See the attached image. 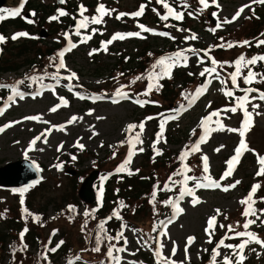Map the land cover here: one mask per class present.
Returning a JSON list of instances; mask_svg holds the SVG:
<instances>
[{
    "label": "rangeland",
    "instance_id": "obj_1",
    "mask_svg": "<svg viewBox=\"0 0 264 264\" xmlns=\"http://www.w3.org/2000/svg\"><path fill=\"white\" fill-rule=\"evenodd\" d=\"M10 1L11 0H7L6 3H9ZM55 1L57 0H35V3L40 2L42 4H50L53 6ZM84 1L85 0H80L79 2L87 8L84 15L89 18L97 15L96 9L100 3L105 4L108 9H115V11L112 12L110 16L104 17V23L100 25L88 24L86 28L80 29L81 34L89 32L94 38L93 42L99 43L98 47H96V49L99 50L98 52L90 56L89 53L95 48V46H91L87 43L80 44L78 42L76 48L65 52L67 69L75 72L78 76V79H73L71 81V84L76 85V87L69 92L68 88L65 86L69 84L68 80L60 79L59 83L55 80L51 84L43 86L45 90L42 97L28 95L22 100L19 99V97H16L15 103L12 104L9 102L12 105L11 108H8L7 106L3 107L6 108V111L4 112V115L0 116L1 124L6 121L14 122L12 127L5 129V131L0 134V166L11 161L28 159V161L35 162L41 167V173L43 175L42 186L39 187L40 184H38L27 192L19 193V191L15 189L0 187V221H8V217L11 215L8 213V210L11 209L12 213H15V224L12 225L13 229L15 230V228H17L20 232L25 228L28 229L25 233V242L23 241V243L27 244V249L33 253L39 251L44 252L42 245L46 239L48 243H58L63 241L62 249L67 247L65 253H63L62 249H59L57 252L49 251L47 254L50 257L58 259L60 262H64L63 264H90L92 261V255H90L91 249L88 251L86 249L87 245L93 247L95 244V236L97 233L91 235L93 227L92 223H87V226L83 227L82 230V228L80 229L77 225L80 221L74 223L70 220V216L67 217V214L73 215L77 210L82 213L88 211L85 203L82 202L79 196V189L81 188L80 186L83 180L92 172L100 171L95 176L94 183L98 174H102L110 168L112 169L115 167L116 163L124 154L127 147L126 142L129 140V137L135 136V133L139 131L137 128L131 133L126 132L125 129L127 126L129 124L139 125L141 122H146L145 131L142 134L144 142L142 145H137V149L143 147L144 151L137 152L131 159V165L128 166L130 172L135 171V169L137 170V165L141 156L148 150L153 149V141H155L156 135L160 131L159 117H162L160 114L167 113L171 108V104L168 105V102L166 103L167 105L161 103L162 109L159 115L155 113L154 115L151 114L146 116L143 114V108L134 102L140 97L153 99V103H156V100L159 101L158 97L161 96L167 88L165 90L162 87V78H154L152 81L156 80L157 85H153L152 93L149 96L141 95L147 88L149 83L147 77L153 69L149 63L151 60L150 58L142 61L141 65L136 67V70L138 67L144 68L143 72L126 69L127 66H130L134 62V60L132 61L133 55H136L138 51L144 50V48L150 46V51L147 52V55L151 53L149 57L152 58L155 54L164 50L168 45L165 44L164 39H169L171 40L170 42H172V36H174L175 39H178V48L184 50H197L199 45L211 46L214 42V39L211 36V34L214 33L209 31L213 26L205 24L196 23L195 25H204L206 33L202 29L197 30L198 32L194 29L191 31L190 27L184 26L181 22L178 24L165 23L163 21L151 23L150 19L147 17L148 20L145 23L147 25L146 27H150V29L154 30L149 33L141 31L138 27V21L132 23L131 21L134 19L131 18L134 17L131 15H126L119 20L116 19V16L119 15V13L131 14L138 11L141 5H145L142 0H94L92 9L87 6L89 4L87 3L88 0ZM169 1L176 2L179 8H181V0ZM186 2L190 6L186 10H195L198 13L199 9L203 7L199 3V0H186ZM191 2H195L196 6H192ZM209 3H212V0H209ZM217 3L220 5L219 8L214 4L215 8L208 7L204 9L209 10L210 15L216 19H211L213 23H221L224 18L231 20L236 11L242 6L251 5L250 8H245L244 12L234 22L222 24V27L217 29V31L222 32L225 37L230 34V30L238 37V30L243 25V20L250 16H257L253 10L256 7L258 11L263 5L259 3L254 4L252 3V0H217ZM146 4L148 5V12H153L156 17V12L152 10L153 8L156 9V4L153 0H146ZM81 5H78L74 14L68 13L65 17H69L76 22L81 20ZM181 9L185 10V8ZM212 13H217V16H213ZM199 15H201V13H199L198 16ZM61 22L67 24L62 17H59L56 20V25H60ZM166 24L174 26L165 27ZM154 25H162L161 27L163 29L151 27ZM215 25L216 24H214V27ZM238 25L240 26L238 27ZM72 28L73 27L69 30H72ZM92 28H97L98 31L93 33ZM178 28L189 31H177ZM138 31H140L141 36L145 38L126 37L123 40L113 41L108 45L107 51L103 50L104 42L111 39L112 35L116 33L126 34ZM160 31H167L170 33L171 37L154 36L157 35L154 33ZM75 32L76 28L72 32L76 37L77 35H75ZM192 33H195L198 36V39L186 41L184 37L190 36ZM262 33L264 34V31ZM237 37L234 36L228 39H223L219 43L227 45L228 42H231L229 40H239ZM262 37L264 38V35ZM45 38L48 39L47 42H51L54 45H58L61 42L60 34L57 32H54L53 34L48 32ZM147 43L150 44L146 45ZM10 47L8 48V53L14 52L15 56L12 58L9 57L8 54L6 58H9L13 64H22L27 59L34 57L32 54L33 49L22 48V50L17 53L16 51H18V48L13 50L10 49ZM50 47H52V44H49V48ZM248 49L249 46L246 47V51ZM228 51H226V54L219 55L216 60L218 61V65L224 64L223 68L218 65L216 66L217 72L220 74V79H216L214 75L208 76L206 74L205 77L209 78L208 80H211V83L206 87L204 98L194 104V109L190 111L185 109L184 113H188L183 116L184 120L174 124L176 125V128L173 127V129H176V131H173V133L177 134V137H183L181 141L177 144L168 145L164 142L166 141V131H164V139L156 145V148L162 153L161 156L156 157L159 159L158 163L160 165L166 166L175 162V157L180 165L181 162L179 163V157L189 146L196 132L198 133L200 128L204 125L202 123L203 118L206 115H210L213 111H218L219 116H214L212 121L208 123L207 127L216 128L217 124L215 122L219 120L225 126V130L211 132L205 137L206 142L200 145L201 154L202 156L206 155L208 157L209 165V173L200 174V176L211 175L214 181L220 182L221 188H199L196 190L195 196L199 198L200 203L193 205V197L184 196L182 199L183 201L179 200L178 204L179 208L183 210L182 212H176L173 206L171 212H169L164 206L157 219L154 218V212L151 211L149 203L146 201V198L151 195L152 191H149L138 202H131L128 200L125 204L126 207L123 210V214L130 224L128 227L124 228V236L129 243L127 245L128 251L125 253H119V255L123 257L121 264H126L128 260H135L139 262V264H157V257L155 256L157 240L164 245L162 249V254L164 256H171V249L174 246L172 242L175 241L177 252L175 256L171 257L173 260L177 262L184 261V264H188V261H191L193 264H200L207 258L211 260L212 244L214 242L213 238H225L226 233L228 236L234 237V233L228 232L229 225H232L236 231H243L244 229L242 225L245 220L248 218L255 219V217H244L242 213L247 206L239 203L241 199L248 195L252 186L256 183H260L262 178H264V176L256 175L260 168L257 157L258 155L264 156V101L258 99L252 100V96H257L254 93L249 96L251 103L247 104L246 107L248 111H252L251 104L258 103L261 107L257 109V111L262 114L256 116L255 113H253V123L245 129L244 139L250 150L245 151L243 162L238 169L234 168L231 176L224 180L220 179L223 173L227 170L226 161L235 155V149L238 147L241 140L239 131L229 132L227 131V128L241 129L244 119L242 109L238 108L236 113L224 111L226 108L236 106L237 101L235 97L243 96L234 91L236 88L231 84L229 75L235 71L234 62L239 58V54L228 53ZM242 52H244V50L239 49V53ZM190 54H193V52H184V55L188 57ZM136 58L135 63L138 62L137 55ZM36 59L37 63L40 58L38 57ZM49 61L46 63H39L38 65L47 69ZM189 62L190 66L187 70L189 73L191 72L194 74V83H190L186 89L192 87L193 84L198 86L205 78L201 77L199 73L204 67H211L205 64V62L199 64L197 55H193L191 59H188L187 63ZM182 63V61L178 63L176 68L181 67ZM28 67L29 65L27 64L18 71L2 73L1 79L4 81L5 79L13 78L15 76L25 77L29 71ZM110 70H112V72H110ZM100 71H104V74L101 76L94 75ZM247 71L248 69H243L242 76L246 75ZM63 72L69 75L68 71L65 69H63ZM121 73H123V75H120ZM137 76H142V79L135 84H132L131 81ZM242 76L238 78V81ZM221 80H224L225 83H221ZM152 83L154 84V82ZM180 84L181 83H178V85ZM27 85H29V83H27ZM127 85L131 88L134 97L136 96L137 98L134 99L131 97L132 94L130 95L129 93L131 91H129L127 87H123L125 89L119 87ZM117 87H119V91L126 92L128 98L120 97L112 99L109 96H99L96 101H93L87 98L80 99L76 95L78 92H84V94L88 95L96 92L110 94L109 92L115 90ZM26 88L28 87L25 86L22 90ZM221 89H223V91H221ZM226 89H230L234 92L233 98L235 99V103L233 101V105H227L229 104V101L224 94L228 91ZM163 94L168 95V92H164ZM176 94L177 90H175V94L173 95ZM60 97H63L68 101V106H61L57 112H51L50 109L52 107L61 103L59 99ZM183 98L184 95L181 94L178 96L177 100H184ZM113 100H118V102L114 103ZM180 112L181 111L176 108L170 110L167 114L176 117L182 115ZM73 115L83 117V119L68 124L67 121ZM31 116H38L39 119H25V117ZM148 117H153V119L147 120ZM164 117H166V114ZM17 121H19V123H15ZM54 125L57 127H53ZM61 125H64L63 130H59L58 126ZM198 127L200 128L198 129ZM42 133H44V136H41ZM203 134L204 131L202 135ZM202 135L198 136L199 138L196 137V139H200ZM37 136H41V139L38 140L35 145H32L31 141ZM45 137L47 139L46 143L44 142ZM78 141L85 146L83 150L75 146ZM60 145H63V147L60 151H57V148ZM221 145L224 147L221 148L219 152H216L215 149ZM26 147L27 158L23 155ZM114 153L115 155H113ZM73 156H75L76 159H73ZM55 165H60V167H55ZM150 168L151 165H149L146 171H150ZM195 173L199 174L197 171H195ZM173 174L169 177L173 178L176 176ZM13 175H15L14 172ZM236 180L240 181V184L237 185L236 188L230 189L229 191L222 190L223 187L234 183ZM160 182L162 181L159 180V183L156 184L157 192L160 191V193L162 192L163 194H166L167 191L161 190L163 189V183L160 184ZM34 189L36 190L33 192ZM178 197L175 200H177ZM260 197H264V191L262 188H260L254 196V199L257 200V203L254 205L256 209L262 207L263 202H259ZM21 198H23V204H21ZM65 206L66 210H68L67 213H63ZM70 206L74 207V212L69 211ZM138 207L143 208L138 209L137 213H133ZM24 208H27L33 216H29L25 219V213L23 212ZM94 208L96 209V207ZM216 209H220L222 214L217 215ZM59 212L62 213L63 218L57 217ZM174 213L177 214V220L172 221L171 215ZM54 215H56V217L52 219ZM214 215L217 216L215 233L211 237L212 243H208L209 235L206 233L205 229L208 226V219ZM34 216H42V218L46 220V222L37 226L36 232L39 234V237L33 230L34 223L36 222L33 218ZM225 217H227V219H225ZM161 221H164L167 224V227L165 228L161 225V230L157 232ZM237 222H239V224H237ZM0 224L2 223L0 222ZM221 224L225 227L220 228L219 225ZM154 228L156 231H153ZM249 230L256 232L258 236L264 240V226H260L259 222H257L256 225L251 226ZM51 231H56L53 235V239H49ZM165 231L168 234L167 236L160 235V233ZM61 232L65 236L64 238L61 236ZM73 232H75V234ZM73 234L75 240L72 239ZM190 236L195 237V241L188 246L187 255L189 259L186 260L184 249L187 245V238ZM15 237L14 231L11 229L9 236L10 241L14 240ZM141 237H143V239H141ZM242 239H246V237L225 239V243L239 244ZM145 241H147V244H145ZM72 247H75V254L82 256V258L77 256L76 258L69 260L68 254H71ZM252 248H255L256 252L250 251ZM138 249L139 251H137ZM205 249L207 251H205ZM219 251L221 252V256L217 257L218 264L222 261L224 254H231L230 249L223 247H221ZM131 252H135L136 255H130L129 253ZM245 255L247 256V259L244 261V264H264V248L258 244H250L248 248H246ZM78 257L79 259H77ZM2 259L4 262H8L9 253L6 252L1 255V260Z\"/></svg>",
    "mask_w": 264,
    "mask_h": 264
},
{
    "label": "snow or ice",
    "instance_id": "obj_2",
    "mask_svg": "<svg viewBox=\"0 0 264 264\" xmlns=\"http://www.w3.org/2000/svg\"><path fill=\"white\" fill-rule=\"evenodd\" d=\"M156 2L158 4H162L163 8L166 9V14L160 15L159 12H157V10L155 8H153L152 10L154 12H157V15L159 16L160 20L162 21H168L169 18H173L176 21H182L184 19V12L183 11H177L176 8H174L169 2L168 0H156ZM61 4L66 3V0H60ZM199 3L203 6L202 8L199 9L200 12H203L204 9L209 7V0H199ZM212 3L216 5L217 8L220 7V5L217 3V0H212ZM252 3H259V4H264V0H252ZM24 6V0H21V4L19 7L16 8H12V9H8V8H2L0 7V21L8 18V17H12L15 18L19 15H21L22 9ZM181 6L185 9H187L188 7H190L186 0H181ZM145 5H141L139 10L128 14V13H119V15L116 16V19H121L122 17L126 16V15H131L132 17H140L143 15L144 11H145ZM251 5H244L242 6L236 13L235 15L232 17L231 20L224 18V20L221 23H216L214 28L209 29V31L215 33V31L219 28L222 27V24H228V23H232L234 22L236 19H238L240 17V15L244 12L245 8H250ZM87 11V9L81 5L80 6V16L82 17L81 20H79L76 24V32L75 35L80 36V29L82 28H86L88 26V24H94V25H100L102 23H104V17L105 16H110L112 14V12L115 11V9H108L106 8L105 4L100 3L97 6L96 9V13L97 15L92 16L91 18H89L88 16H85L84 13ZM189 16H194V13L189 11L187 13ZM32 15H35V13H32ZM68 15V13L64 10H59V16H52L50 19L51 20H57L59 17H63ZM213 16H217V13H212ZM28 23H33L32 20L27 19ZM174 25H165V27H173ZM138 27L141 29L142 32H153V29H150L148 27H146L143 24H139ZM98 29L97 28H92V32L95 33L97 32ZM177 31H189V30H185V29H177ZM154 34H158L160 36H164V37H169L170 33L168 32H158V33H154ZM264 35V34H262ZM29 34L27 32H20V33H16L13 34L11 39L12 40H16L19 37H28ZM65 37L67 39H69V44L68 47L64 50L61 51L59 53V60L58 63L53 61V66L56 68V72L53 74H50L51 77L55 80H57V82L59 83L60 80V70L61 69H65L66 71H68L69 75L65 76L64 79L69 81V84L65 85L69 92H71L73 90L74 87H76V85L71 84V81L73 79H78V76L75 72L71 71L70 69H67L65 60H64V56H65V52L67 51H71V49L76 48L78 45L76 43L71 42L70 37L68 36L67 33H65ZM126 37H138V38H145L141 36V32H129L126 34L123 33H116L114 35H112L111 39H109L108 41L104 42V46H103V50L107 51L108 45L111 44L113 41L116 40H123ZM92 37L91 35L83 37L81 39V43H86L87 40H90ZM173 40H175V37H171ZM184 39L187 40H197L198 36L195 33H192L190 36H185ZM7 40L6 37H4L2 34H0V44L5 43ZM221 40H223V38L221 37ZM250 41H243L242 44H234L229 42L227 44L228 48H232L234 46H251ZM261 45H264V39H260L256 42V46L259 47ZM215 47H224V44H220V45H216ZM211 47L207 50H200L204 52L205 56H208V53L211 51ZM98 49H93L89 55H93L96 52H98ZM185 51H192L194 55L198 56L197 50L195 49H185V50H181V51H177L176 53L170 55V56H161L160 58L157 59V61L152 65V69L153 71L151 73H149L147 79L149 80V83L147 85V88L145 90V92H143L141 95L143 96H149L152 91H153V83L152 80L155 79H160L163 78L164 76L168 75L171 71V69L173 67H175L178 63H180L181 61L182 66H187V61L189 59L188 56L184 55ZM149 55H151V53H149ZM212 67H204L203 70L199 73V75L201 77H205L206 74L208 76H215L216 79H220V74L217 72V65L218 62L214 59L209 57ZM205 61L203 58L198 56V63L199 64H203ZM258 62H264V55H257V56H253L251 58H246L244 55H241L238 59L235 60L234 64H235V71L233 73H230V80H231V84L240 91H243L245 93V95L243 96H239V97H235L237 103L236 106L231 107V108H226L224 109L225 112H231V113H236L238 108L243 110V116H244V120L242 122V128L241 129H234V128H227V131L229 132H237L239 131V134L241 136V140L240 143L238 145V147L235 149V155H233L228 161H226L228 168L227 170L223 173V175L221 176V180L226 179L227 177L231 176L234 168L233 165L235 163H237L240 159V157L242 156L244 151H248L250 149H248V146L245 142L244 136H245V129L247 127H249L252 123H253V113H255L256 116L261 115L262 113L257 111V109H259L261 107L260 104L258 103H252L251 104V108L252 111H248L246 105L251 103V100L249 99V95L252 93H258L257 96H252L251 99L252 100H260V101H264V91H260L259 89L255 88V87H247V88H243L240 89L239 84H238V78H240L242 76V70L243 69H248L247 74L242 76L243 79V83L247 84V85H251L253 83H264V73H260V72H256L252 70V67L250 66H255L257 65ZM227 63V62H224ZM221 68L224 67V64H220L219 65ZM159 68L160 71L157 73L155 70ZM46 75H49L46 73ZM120 75H123V73H121ZM189 75H194L193 73H189ZM44 77H31L30 79L33 82H36L37 80H42ZM142 76H137L133 81H131L132 84H135L137 81L141 80ZM19 84H23L24 81H19ZM208 84L211 83V80H208L207 82ZM221 83H225L224 80H221ZM207 85H205L206 87ZM123 87H127V86H121ZM0 88H11L13 95L9 96V101L11 103H15V99L16 97H19V99H24L25 97V93L23 92H19L16 91L15 86H9V85H0ZM202 89L198 90L201 91ZM221 91H223V89H221ZM40 91L37 90V92L34 95H40ZM198 94V93H197ZM226 96L228 97H233L234 96V92L232 90H228L224 93ZM76 95L80 98V99H85V97L83 95H81L80 93H76ZM117 95L123 97V98H128V94L121 92L118 90ZM183 95V94H182ZM61 103L52 107L50 109L51 112L55 113L58 111V109L61 106L67 107L68 106V101L66 99H64L63 97L59 98ZM187 99V97H186ZM114 103L118 102V100H113ZM135 103L139 104L141 107H143L145 104L149 103L148 100H140L137 99L134 101ZM10 106V105H9ZM183 107V106H182ZM6 111V108H0V116L4 115V112ZM91 114V113H89ZM162 117H164V114L161 113L160 114ZM214 116H219V112L218 111H213L209 116L205 117L204 120L202 121V123L205 125L204 127V134L200 137V139L188 150L183 151L180 155V160L183 161L190 152H198L200 151V145L202 143H205V137L208 136L211 132L213 131H223L225 130V126L221 123V121L217 120L215 123L217 124L216 128H209L207 127L208 123L212 121V118ZM175 117L173 116H167L164 117L161 120V123L159 125L160 131L157 133L156 135V139L155 141H153V150L155 152L156 155H161V151L156 148V145L159 144L163 139V133H164V129H165V124L168 122V120L174 119ZM25 119L28 120H38L39 117L38 116H31V117H25ZM83 117H77L75 115H73L68 121V124H72L75 123L77 120H82ZM99 119V117H98ZM153 117H148L147 120H152ZM15 123H19V121L15 122ZM145 123L146 122H141L139 125L136 124H129L127 126V128L125 129L126 132L131 133L133 130L135 129H139V131H137L135 133V136H130L128 143L130 145L129 148V153H128V157L126 158V160L124 161V163L119 166L116 171L117 172H121L125 169V167L131 163V159L132 157L137 153V152H143L144 148L143 147H139L137 149V145H142L143 144V139H142V134L145 131ZM12 123H9L7 125H4L2 127H0V133H3L5 131L6 128L11 127ZM53 127H57V126H53ZM59 130H63L64 129V125L58 126ZM50 131V130H49ZM41 136H44V133L41 134ZM41 136H37L35 137L32 141L31 144L35 145L36 142L38 140L41 139ZM44 142H47V139L45 137ZM166 142V141H164ZM77 147H79L81 150L84 149V145L82 143H79V141L77 142V144L75 145ZM63 147V145H60L57 148V151H60V149ZM224 146L221 145L220 147H218L217 149H215L216 152H219L221 150V148H223ZM42 150V149H41ZM115 155V153L113 154ZM26 158H27V154H26ZM73 159H76L75 156L72 157ZM258 159V164L260 165L259 170L257 171L256 175L257 176H264V156H259L257 157ZM202 161H203V172L204 173H209V165H208V157L205 155L202 157ZM55 167H60V165H55ZM137 172L139 171L138 169L136 170ZM188 171H191L190 168H188L186 165L184 166V168L179 172V173H174L173 175L176 174H184ZM131 174V173H130ZM169 181H171L172 183H176V181L172 180V177H169ZM188 181H193L194 182V186L189 188L187 187V182ZM179 183L183 184L184 187H182L180 189V196L178 197L177 200H167L164 201V203L166 205L171 204L174 208L176 212H182L183 210L181 208H179L178 204H179V200H182L184 196H191L193 197L192 199V204L196 205L198 203H200L199 198L195 196V192L197 189L199 188H203V187H216V188H221V184L219 181H214L211 177V175H202L200 177L197 176H186L184 177V180L180 181ZM240 184L239 180H236L234 183L223 187V191H229L230 189H234L236 188L237 185ZM261 188L260 183H256L252 186L251 190L249 191L248 195L241 199L239 201L240 204L242 205H246L247 207H245L244 212L242 213V215L244 217H255V219H251L248 218L245 220V222L243 223L242 227H243V231H236V229L232 226L229 225L228 226V232H232L234 233V237L233 236H228L227 233L225 235V238H222L217 246L215 248L212 249L211 252V260H212V264H218L217 262V257L221 256V252L219 251V249L221 247L226 248V249H230L231 250V254H224L223 255V259L222 261L219 262V264H244V261L247 259V256L245 255V249L248 248V246L250 244H258L260 245L262 248H264V240H262L258 234L254 231H250V227L253 225H256L257 222H259L260 226H264V209H256L254 207V205L257 203V200L254 199L255 194L257 193V191ZM26 188H22V189H18L17 191L23 193L24 191H26ZM161 190H167V191H171V188L169 186L168 183H165V185L163 186V189ZM152 197L153 199H155L157 192L153 191L152 192ZM259 202H264V197H260L259 198ZM21 204H23V198H21ZM120 207H126V205L124 204L123 201H120ZM69 211H75L74 207L70 206ZM23 212L25 213V219H27V217L29 216H33V214L27 209L24 208ZM216 213L217 215H221V210L220 209H216ZM85 217H89L91 216V218L95 219V210H93L92 212L89 211H85L84 213ZM175 215V213H174ZM115 217L116 219H122L120 212L114 210L112 216L108 217L107 219H112V217ZM35 220L39 221L40 217L39 216H34L33 217ZM225 219H227V217H225ZM107 221H102L100 222V224L98 225V231L97 234L95 236V242H96V246L92 249V251L94 252H100L101 251V244L103 243L104 240L109 241L108 245H107V258H108V262L109 264H121L123 257L121 255H119V253H125L128 251L127 245L129 243V241L127 240V238L124 236L123 231L119 232L117 235L115 236H111L107 234V230L104 228V224ZM171 222V221H169ZM216 222H217V216L214 215L212 217H210L208 219L207 222V228L205 229L206 233H208L209 235V240L208 243H212V235H214L215 233V226H216ZM161 225H163L165 228L167 227V224L164 221L160 222ZM237 224H239V222H237ZM87 226V221L85 222V225L83 227ZM82 227V230H83ZM122 227H126V225H122ZM220 228H224L225 226L223 224L219 225ZM211 230V231H210ZM28 231L27 228H25L21 233H20V240H21V248L19 249L20 251H25L27 249V245L23 243L24 240V236L25 233ZM153 231H156V229L154 228ZM160 235L163 236H167V232H162L160 233ZM246 239H242L241 242L239 244H231L225 243V239H233V238H245ZM141 239H143V237H141ZM115 240L116 242H119L121 240H123V245L122 247H117L116 244L111 243V241ZM195 241V237H188L187 238V245L184 249L185 251V259L188 260V246L191 245L193 242ZM173 243V247L171 249V256H164L162 254V249L164 247V245L162 243H160L157 240V248L155 250V256L157 257V264H184V261H180L177 262L175 260H173L171 257L176 255L177 252V248L175 247V241L172 242ZM60 244H63V241L60 242ZM145 244H147V241H145ZM59 247V245H57V248ZM57 248H51L49 251L51 252H55L57 251ZM15 249L13 250V254H15ZM139 251V249L137 250ZM205 251H207L205 249ZM250 251L252 252H256L255 248L250 249ZM117 253V254H114ZM132 256H135L136 253L135 252H131L129 253ZM259 255V254H258ZM46 259V257H45ZM79 259V257L77 258ZM101 264H103V262H101ZM126 264H139V262L135 261V260H128L126 262Z\"/></svg>",
    "mask_w": 264,
    "mask_h": 264
},
{
    "label": "trees",
    "instance_id": "obj_3",
    "mask_svg": "<svg viewBox=\"0 0 264 264\" xmlns=\"http://www.w3.org/2000/svg\"><path fill=\"white\" fill-rule=\"evenodd\" d=\"M79 1L80 0H66V3H64V4H59L55 1L54 5L52 6L50 4L49 5L48 4H42L40 2L35 3V0H30L28 5H27L25 12L32 11V13H35V15H33V16H34V20L36 22V25L31 27V28H30V26H27L26 23L20 18H18V19H12V18L11 19H4L3 23L1 24V29L3 30V32H5V34L7 33V30L14 29V31H15L17 29L24 28V29H29L33 35L35 34L36 39H22L19 41V44H15L14 42H10V44L7 45V47L5 48V51L2 53V56L0 58V74H2L4 72H9V71H18L19 69L26 66L27 64L28 65L33 64L34 68H36L35 69L36 71H41L42 67H39L35 63L37 60L36 58H38V57L40 58L38 60V62H40V60H41V63H46L47 61H49L51 59L52 53H50V51L53 50L52 47L49 48L50 42L48 43L46 39H44L40 36L41 29L46 28L49 33H54L56 31L61 33L69 25H56L55 20H49L50 16H52L53 13L56 12L57 9L58 10L64 9L67 13L74 14L78 8V5H81V2H79ZM142 1L146 5V9L144 11V16L141 19V21L147 22V20H148L147 17H148L150 20H153V22H155V21L157 22L158 21V19L156 18V17H158L157 12H159L160 14H163L166 9L163 8L162 4H158L156 2V0H153V2L156 4V10H157L156 17H155V14L153 12H148V5L146 4V0H142ZM16 2H17V0H11L7 4L8 5L15 4ZM93 2H94V0H88L87 3H89V4L87 6L89 8L92 7L94 4ZM191 5L194 6L195 2H191ZM263 5H262V7L260 6L261 8L258 9V11H257L259 13V18L255 17V16H250L249 18L245 19V21L243 22V25L238 30L239 31V35H238L239 38L252 39L253 40L251 43L252 47L250 48V50L252 51V53H256V54L264 52V45H261L259 47L256 46L258 34L262 33L264 31V8H263ZM70 19L71 18H69V17L64 18V20L67 23L70 22ZM138 20H140V19H138ZM131 22L134 23V20H132ZM196 23L212 26V23L207 20V16L205 13L198 16V13L194 10V16H189L187 14L186 18H185V22L183 24L186 26L193 27V29L205 30L204 25L198 26V25H195ZM231 33H233V32L231 31L230 34ZM233 35L235 37H237L236 34H233ZM221 37L223 39L227 38V37H225V35L223 33H221V34L218 33L215 36L216 41L221 39ZM149 44L150 43H147L146 45H149ZM9 47H10V49H13V50H15V48H18V51H16L17 53L20 52V50H22V48L33 49L32 54L34 55V57L24 61L25 64L24 63L13 64L9 58H6V56L8 54H9V57H12V58L15 56L14 52L8 53ZM149 48H150V46H148L147 48H144V50L137 52V54H136L138 56V62L137 63H135V60L137 59L136 55H133L132 61L134 60V62L130 66H127V68H129L130 71L143 72L144 68L138 67L136 70V67L140 66L141 62L145 61L147 58L151 59L149 62L151 64V61L153 60L155 55L152 58L149 57V55H147V52L150 51ZM228 53L239 54V49L238 48L230 49L228 51ZM216 54H217V56L222 55V54H226V51L219 50ZM53 59L55 60V56L52 57L51 60H53ZM47 66H48V68L47 69L44 68L43 73H45V71L46 72L49 71V69L51 68V61H49V64H47ZM257 69H260V71H264V68L262 67V65H260L259 68H257ZM103 74H104V71H100L97 74L95 73L94 75L95 76H101ZM193 78H194V75H189L188 70H178L175 72L174 76L171 79L163 80L164 86H165V88H167V90L165 92H168V95L162 94L160 101H162L164 104H166L168 102V105L175 104L178 96L184 93L183 89L186 88L190 83H194ZM178 83H181L180 87H177ZM241 84L244 85L243 79H241ZM262 84H264V83H262ZM175 90H177V94L173 95V94H175ZM158 110H159V107H157V105H156V112ZM152 111H153L152 106H146V109H145L146 114L152 113ZM173 131L175 132L176 129L172 128L168 132V140L172 144H177V143H179V141H181V136L177 137L176 136L177 134L173 133ZM173 139H175V140H173ZM191 162L194 164H199L200 163L199 155L194 154L191 158ZM174 164H175V162H172L166 166H163V165H160L159 163H152L150 169L155 174H157V178L159 180L163 181L172 171V166H174ZM146 173H148V172H146ZM151 179H153V176L151 177ZM261 186H262L261 188L264 190V179H262ZM122 187H124L126 189V191L124 192V196L127 199L139 200V199H141V196L143 193L142 191H148V189L150 187V181L147 180L146 178L139 179L138 176H128L126 174V175H124V179L122 181ZM116 197L117 196H114L111 194L110 198L108 199V202L105 203V206L103 208L104 214H108L111 211V209H112L111 201L116 200ZM120 199H125V198L121 197ZM159 207H161V205ZM8 213L11 215H14L11 211H8ZM14 220L15 219L12 218V221H10L9 223L4 224V225L0 224V251H2L3 248L6 247V245H7V242H8L7 240H8V237L10 235V231H11L10 229H13L12 225L15 224ZM75 222H77L76 219H75ZM5 223H6V221H5ZM77 225L80 229L82 228L81 222ZM73 233L75 234V232H73ZM14 234L17 236L16 232H14ZM74 234L72 235L73 240H75ZM10 248H9V251L11 254V259L9 261V264H57L54 261L47 263V261H45L41 257L37 256L36 254H32V253L28 252L27 250L20 251L19 249L21 248V245L19 244L18 239H17V241H13ZM73 248L75 249V247H73ZM14 249L16 250L15 254H13ZM65 249H66V247H65ZM105 251H106V249L103 250L102 252L100 251L97 253V256L95 257V259H93L94 264H101V262H103V264H105V260H106ZM188 264H193V263L190 262ZM202 264H211V260H205Z\"/></svg>",
    "mask_w": 264,
    "mask_h": 264
},
{
    "label": "water",
    "instance_id": "obj_4",
    "mask_svg": "<svg viewBox=\"0 0 264 264\" xmlns=\"http://www.w3.org/2000/svg\"><path fill=\"white\" fill-rule=\"evenodd\" d=\"M4 0H0V6L3 4ZM21 162H14V163H10L8 166L6 167H2L0 168V184L2 185H8V186H15L18 184H21L20 179H16L12 176H10L11 172L13 170H16L17 168L20 167ZM94 179V175L90 176L86 183L84 184L81 193H86L89 191L91 183Z\"/></svg>",
    "mask_w": 264,
    "mask_h": 264
}]
</instances>
